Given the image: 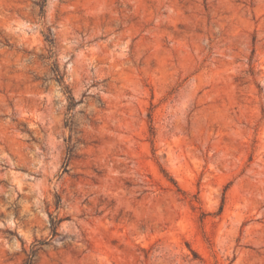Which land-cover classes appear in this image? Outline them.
Returning <instances> with one entry per match:
<instances>
[{"label":"rangeland","instance_id":"1","mask_svg":"<svg viewBox=\"0 0 264 264\" xmlns=\"http://www.w3.org/2000/svg\"><path fill=\"white\" fill-rule=\"evenodd\" d=\"M27 261L264 264V0H0V264Z\"/></svg>","mask_w":264,"mask_h":264},{"label":"trees","instance_id":"2","mask_svg":"<svg viewBox=\"0 0 264 264\" xmlns=\"http://www.w3.org/2000/svg\"><path fill=\"white\" fill-rule=\"evenodd\" d=\"M53 71H54V74H55V76H56V78H57V81L61 82V81H62V76H61L60 73H59V70H58L57 65H54V66H53ZM69 98H70V99H73L72 97H69ZM72 105H73V102L70 101L69 106L71 107ZM71 153H72V147H69V148H68V156H69L68 158L71 157ZM57 223H58V221L55 220V219H52L51 222H50V224H51V226H52V231H53V233H56V225H57ZM41 243H42V242H41ZM31 253H33V250L31 251ZM26 264H30V262L27 261Z\"/></svg>","mask_w":264,"mask_h":264}]
</instances>
